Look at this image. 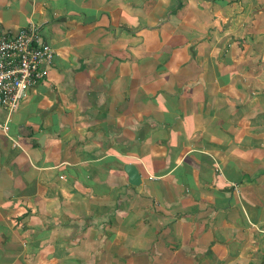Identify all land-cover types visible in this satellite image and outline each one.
Segmentation results:
<instances>
[{
  "label": "crops",
  "instance_id": "obj_1",
  "mask_svg": "<svg viewBox=\"0 0 264 264\" xmlns=\"http://www.w3.org/2000/svg\"><path fill=\"white\" fill-rule=\"evenodd\" d=\"M30 25L56 54L0 131V264H264V0H0Z\"/></svg>",
  "mask_w": 264,
  "mask_h": 264
},
{
  "label": "built area",
  "instance_id": "obj_2",
  "mask_svg": "<svg viewBox=\"0 0 264 264\" xmlns=\"http://www.w3.org/2000/svg\"><path fill=\"white\" fill-rule=\"evenodd\" d=\"M56 51L36 25L9 33L0 29V131L9 136L12 114L26 91L46 79ZM14 146H19L11 139Z\"/></svg>",
  "mask_w": 264,
  "mask_h": 264
},
{
  "label": "water",
  "instance_id": "obj_3",
  "mask_svg": "<svg viewBox=\"0 0 264 264\" xmlns=\"http://www.w3.org/2000/svg\"><path fill=\"white\" fill-rule=\"evenodd\" d=\"M123 169L128 176V181L131 184L137 185L140 183L141 175L139 173V169L137 168V166L135 164L125 163L123 166Z\"/></svg>",
  "mask_w": 264,
  "mask_h": 264
}]
</instances>
